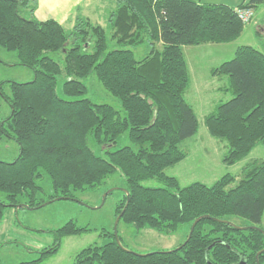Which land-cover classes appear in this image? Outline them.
Returning <instances> with one entry per match:
<instances>
[{"label": "trees", "instance_id": "1", "mask_svg": "<svg viewBox=\"0 0 264 264\" xmlns=\"http://www.w3.org/2000/svg\"><path fill=\"white\" fill-rule=\"evenodd\" d=\"M104 1L115 6L108 11V27L120 47L111 50L106 28L89 18L79 17L66 28L54 19L23 16L31 0H0V46L15 51L18 63L35 74L27 82L0 80V95L11 106V114L0 118V143L9 137L20 146L13 161L0 160V193L6 196L0 198V219L20 204H45L38 196L44 173L52 180L53 201L75 199L77 191L95 189L120 171L127 186L116 214L123 212L120 219L126 223L170 234L202 218L181 247L141 253L113 238L83 248L72 264H264V232L222 221L239 216L262 228L264 160L246 163L234 187H229L236 180L232 173L212 185L195 181L186 186L165 173L186 158L181 143L199 128L195 109L185 98L190 74L183 46L237 40L245 27L238 9L256 8L264 0L238 6L203 0ZM68 41L63 63L48 55ZM144 44L150 51L138 59L132 48ZM93 72L119 99L124 116L110 104L59 95L60 74L66 77L64 94L77 96L87 92L81 79ZM212 73L225 79L221 91L231 97L205 116V124L211 135L226 141L223 161L232 165L264 142V52L241 45ZM126 132L133 146L108 149L106 157L92 148L116 146ZM153 178L163 186L143 184ZM90 230L70 220L53 230V244L41 248L38 258L16 264H44L58 252L63 237Z\"/></svg>", "mask_w": 264, "mask_h": 264}, {"label": "rangeland", "instance_id": "2", "mask_svg": "<svg viewBox=\"0 0 264 264\" xmlns=\"http://www.w3.org/2000/svg\"><path fill=\"white\" fill-rule=\"evenodd\" d=\"M241 0H203L204 3H227L237 5ZM115 6L106 1L104 7L92 17L95 23L106 28L108 35V49L120 47L111 39V31L108 27V11ZM253 17L244 22L245 27L241 36L229 43H203L200 45H184L183 52L188 64L190 83L185 93L186 100L192 104L199 119V128L195 135L187 138L181 146L187 151L185 159L179 163L167 167L165 173L179 179L180 185L186 186L192 182L200 181L212 185L226 173L235 175L236 180L229 187L237 185L242 177V169L246 163L253 159L264 160V142L258 143L245 158L235 164H227L223 161L228 151L226 141L210 134L205 116L213 111L218 103L231 97L230 93L221 91L225 79L214 75L212 69L223 61L234 56L235 49L241 45H251L264 52V32L258 30L259 24L264 21V4L250 8ZM22 15L29 17L28 13ZM71 47L68 41L59 52H49L48 55L63 63L65 52ZM159 49L162 43H157ZM136 58L142 59L150 51L148 44L132 48ZM35 77L33 70L18 63V55L15 51H8L0 46V80L1 81H32ZM57 91L66 99L88 98L94 103L110 104L125 112L117 97L110 93L98 79L95 72L81 79L87 86V92L77 95H65L62 86L66 79L64 74L58 76ZM4 91L9 93V85L6 83ZM11 114V106L0 95V118H7ZM124 145H132L128 133H124L116 146L103 147L92 145V148L102 156L106 150H114ZM20 152V146L15 139L5 137L0 143V160L13 161ZM43 191L39 198L46 200L45 204L38 208H21L19 214L5 215L11 219L13 226H20L22 236L20 245L13 249H5L1 253L2 264H16L39 257L41 248L51 246L54 242L53 230L74 220L80 227H89L91 230L77 235L65 236L57 253L44 260V264H72L77 253L91 245H102L113 238H119L124 246L136 252L175 249L186 241L190 233V224H181L175 232L165 234L155 229L145 227L137 229L134 225L119 219L116 214V206L126 192V178L120 171L109 175L104 182L95 189L77 191L75 199H55L50 201V196L55 194L52 180L47 173L38 180ZM150 187L163 186L157 179H148L143 182ZM5 194L0 193V198L5 200ZM10 209V208H9ZM8 209V210H9ZM10 212V211H7ZM9 216V217H8ZM230 221L238 226L247 227L253 225L249 219L232 216ZM261 227L264 229V216ZM26 239H28L26 241ZM39 243H42V247Z\"/></svg>", "mask_w": 264, "mask_h": 264}, {"label": "crops", "instance_id": "3", "mask_svg": "<svg viewBox=\"0 0 264 264\" xmlns=\"http://www.w3.org/2000/svg\"><path fill=\"white\" fill-rule=\"evenodd\" d=\"M242 1L238 2V6ZM32 5L30 8L25 9L23 12L28 13L29 17H34L38 20L54 19L64 25L66 28H72L74 23L79 17H86L92 19L102 7L106 4L104 0H31ZM227 4V3H226ZM264 4V3H263ZM232 5V4H229ZM235 6V5H232ZM33 8V10H31ZM258 30L264 32V21L258 26ZM25 207H17L7 209L4 217L0 219V258L1 263L3 258L1 253L5 249H13V247L19 246L20 237L23 235L20 226H13L11 219H4L8 215L19 214V209ZM10 211V212H7ZM9 217V216H8ZM28 239H26L27 241ZM41 248L43 245L39 243Z\"/></svg>", "mask_w": 264, "mask_h": 264}, {"label": "water", "instance_id": "4", "mask_svg": "<svg viewBox=\"0 0 264 264\" xmlns=\"http://www.w3.org/2000/svg\"><path fill=\"white\" fill-rule=\"evenodd\" d=\"M22 205H24L25 207H28L26 204H20L19 207L22 206ZM122 214H123V212H122L121 214H119V219L121 218ZM201 218H202V216H201V217H198V218L193 222V224H192V226H191V229H190V233H189V235H188L186 241L183 243V245H184V244L190 239V237H191V235H192V233H193V231H194V228H195L196 224L198 223V221H199ZM222 221H225V222L231 223L233 226H238V225H236L234 222H232V221H230V220H222ZM238 227H239V228H242V229H247L248 227H257V228L261 229V230L264 232V229H263V228H260V227L255 226V225H250V226H247V227H243V226H238ZM117 241H118V243H119L121 246H123L125 249H128V248H126V247L123 245V243L121 242V240H120L119 238H117ZM180 247H181V246H180ZM129 250H130V249H129ZM258 264H259V263H258Z\"/></svg>", "mask_w": 264, "mask_h": 264}, {"label": "built area", "instance_id": "5", "mask_svg": "<svg viewBox=\"0 0 264 264\" xmlns=\"http://www.w3.org/2000/svg\"><path fill=\"white\" fill-rule=\"evenodd\" d=\"M238 14L244 22H248L253 17V11L250 8H240Z\"/></svg>", "mask_w": 264, "mask_h": 264}]
</instances>
